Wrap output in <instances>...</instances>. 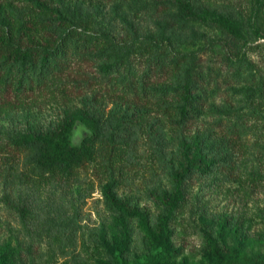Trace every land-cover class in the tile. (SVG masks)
I'll return each instance as SVG.
<instances>
[{"label":"trees","instance_id":"trees-1","mask_svg":"<svg viewBox=\"0 0 264 264\" xmlns=\"http://www.w3.org/2000/svg\"><path fill=\"white\" fill-rule=\"evenodd\" d=\"M111 2L0 0V117L82 99L80 107L46 130L17 138L0 133V181L17 177L24 185L62 183L71 189L82 172L92 173L103 184V197L119 225L125 226L127 217L137 219L153 242L176 256L171 224L192 197L195 174L226 172L235 181L258 184L257 174L243 173L232 159L219 162L216 155L219 149L231 150L241 167L255 148L248 131L264 143V43L252 44L244 34L247 21L256 40L264 38V0H247L238 12L199 8L194 0L125 1L127 19L121 27L108 28L102 12ZM201 24L226 34L203 48L221 43L227 64L236 71L231 86H246L245 100L222 108L229 119L212 132L223 141L219 149L207 146L197 119L205 105L197 91L203 87L198 76L202 59L197 51L182 48L194 42ZM233 42L240 46L234 48ZM78 122L90 132L76 144L71 134ZM169 128L183 134L181 148L190 155L180 166L172 164L171 187L149 191L164 209L153 221L118 190L132 175L141 148L152 159L169 162ZM18 210L25 216L27 205ZM203 234L209 264H249L240 259V249L221 244L207 229ZM4 255L9 264L18 261L12 247ZM97 264L115 263L99 258Z\"/></svg>","mask_w":264,"mask_h":264},{"label":"rangeland","instance_id":"rangeland-1","mask_svg":"<svg viewBox=\"0 0 264 264\" xmlns=\"http://www.w3.org/2000/svg\"><path fill=\"white\" fill-rule=\"evenodd\" d=\"M125 1L134 0H112L102 12L105 27H121L122 20L127 19ZM194 1L199 8L208 5L233 12L247 3V0ZM196 27L194 42L185 43L182 48L197 51L202 59L198 76L203 87L197 91L205 105L197 119L202 134L207 136V146L219 149L223 141L220 134L212 135V132L220 129L215 126L229 119L222 108L230 110L239 99L245 100L246 86H231L234 84L231 75L236 71L227 64L221 43L206 50L203 48L226 34L211 25ZM244 34L252 44L264 43V38L256 40L247 21ZM233 43L236 49L240 46L238 42ZM248 54L255 57L250 51ZM81 104L82 99L78 98L67 106L13 112L0 117V133L17 138L29 130H46ZM89 132L78 122L71 139L79 144ZM247 138L255 148L249 152L244 166H238V156L231 150L219 149L216 160L232 159L243 173L257 174L258 184L235 181L226 172L195 174L191 183L192 197L171 224L176 256L170 254V247L153 242L137 219L127 217L128 223L119 225L115 210L103 197V184L92 173L82 172L71 189L62 183L24 185L17 177L0 181V262L9 264L4 253L7 247H12L16 261L18 258L16 264H97L99 258L113 260L115 264H209L203 255L207 245L203 232L207 229L221 244L234 251L240 249L241 260L264 264V143L250 131ZM165 139L169 162L166 158L154 160L145 148H141L133 160L132 175L118 190L120 195L130 196L134 206L147 210L153 221L164 209L151 198L149 191L171 187L172 164L178 167L190 155L181 148L184 136L180 131L166 129ZM25 204L28 212L23 216L18 207ZM224 216L229 217V222L222 226Z\"/></svg>","mask_w":264,"mask_h":264}]
</instances>
